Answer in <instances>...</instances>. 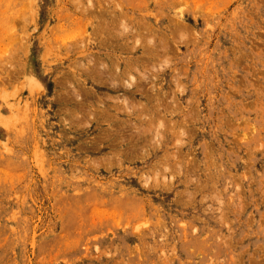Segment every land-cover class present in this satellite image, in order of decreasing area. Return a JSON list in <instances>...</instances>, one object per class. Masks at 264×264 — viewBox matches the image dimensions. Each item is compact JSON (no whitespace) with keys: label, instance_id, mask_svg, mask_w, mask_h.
Here are the masks:
<instances>
[{"label":"rangeland","instance_id":"374dc122","mask_svg":"<svg viewBox=\"0 0 264 264\" xmlns=\"http://www.w3.org/2000/svg\"><path fill=\"white\" fill-rule=\"evenodd\" d=\"M0 264H264V0H0Z\"/></svg>","mask_w":264,"mask_h":264},{"label":"bare ground","instance_id":"6f19581e","mask_svg":"<svg viewBox=\"0 0 264 264\" xmlns=\"http://www.w3.org/2000/svg\"><path fill=\"white\" fill-rule=\"evenodd\" d=\"M124 27V26H123Z\"/></svg>","mask_w":264,"mask_h":264}]
</instances>
